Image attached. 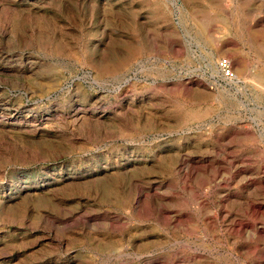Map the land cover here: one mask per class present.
<instances>
[{
  "label": "rangeland",
  "instance_id": "obj_1",
  "mask_svg": "<svg viewBox=\"0 0 264 264\" xmlns=\"http://www.w3.org/2000/svg\"><path fill=\"white\" fill-rule=\"evenodd\" d=\"M0 264H264V0H0Z\"/></svg>",
  "mask_w": 264,
  "mask_h": 264
},
{
  "label": "built area",
  "instance_id": "obj_2",
  "mask_svg": "<svg viewBox=\"0 0 264 264\" xmlns=\"http://www.w3.org/2000/svg\"><path fill=\"white\" fill-rule=\"evenodd\" d=\"M217 66L223 77L232 78L235 75L230 65V60L227 57L221 56L218 60Z\"/></svg>",
  "mask_w": 264,
  "mask_h": 264
},
{
  "label": "bare ground",
  "instance_id": "obj_3",
  "mask_svg": "<svg viewBox=\"0 0 264 264\" xmlns=\"http://www.w3.org/2000/svg\"><path fill=\"white\" fill-rule=\"evenodd\" d=\"M258 232V231H257Z\"/></svg>",
  "mask_w": 264,
  "mask_h": 264
}]
</instances>
